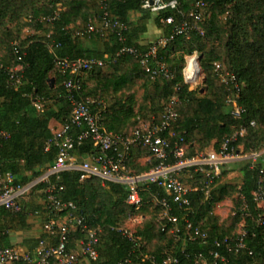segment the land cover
<instances>
[{
  "label": "trees",
  "instance_id": "16d2710c",
  "mask_svg": "<svg viewBox=\"0 0 264 264\" xmlns=\"http://www.w3.org/2000/svg\"><path fill=\"white\" fill-rule=\"evenodd\" d=\"M178 1L182 3L183 14L164 11L155 15L142 8V0H107L110 18L127 25L119 35L110 30L86 32L92 21L102 20L105 12L103 0H0V49L6 50L0 56V128L9 135L0 141L3 171L13 173L17 183L27 184L43 173L58 156L57 146L52 145L46 150L54 132L51 122L57 121L62 126L70 123L72 104L63 86L69 76L60 72L56 57L71 60L98 58L106 62L104 67L79 75L81 90L77 98L101 100L105 107L102 123L112 133L128 134L126 122L135 127L143 114L154 116L153 121L159 124L165 106L172 98L178 97L176 109L180 117L162 136L168 137L173 146L183 139L188 146L187 156L206 152L213 144L214 150H220L222 144L242 128L246 133L237 135L231 146L243 153L262 148L264 132L262 128L252 126L251 122L264 127V0H251L250 4L241 0H204L211 12V17L203 25L205 35L191 32L188 37L177 36L159 49V58L171 70V77L152 78L135 56H117L124 47L147 51L152 44H142L141 39L152 21L163 30L165 37H169L174 25L163 24V18L174 15L176 24L184 18L190 19L194 0ZM54 14L59 15L55 20L42 21L43 17ZM7 18L16 19L19 29L34 26L36 31L44 30V34L35 33L22 39L19 29L5 25ZM240 19L251 23L253 42L239 38L244 29L238 23ZM15 44L19 53L14 50ZM195 53L202 55L199 62L210 94L202 91L198 94L185 83L186 57ZM217 62L234 73L242 86L239 104L246 112L241 119L232 116V108L227 104V86L219 81L215 72ZM19 65L22 66L21 82L17 85L11 75ZM139 84L145 105H140L137 111L135 94H129L127 98L114 96ZM40 100L44 102L43 111L36 106ZM83 130L72 126L74 136ZM140 151L150 155L147 149H133L129 160L133 153ZM94 152L91 139L84 140L73 150L82 159ZM240 164L242 183L215 188L212 196L203 202V193L194 195L188 211L174 205L172 215L179 219L180 227L184 229V218L188 217L208 234L206 243L185 240L184 237L177 240V236L170 232L173 223L160 221V209L144 206L136 210L127 205L128 191L123 185L109 183L103 186L97 178L81 180V171H65L58 178L54 177L52 183L57 188L63 187L58 192L59 198L74 202L78 213L84 215L90 225L103 229L98 259H85L80 264H162L167 254L177 258V264H194L200 255L212 262L214 253L224 258L217 264H264V225L258 223L263 210L257 207L253 198L260 178H264V157L254 168L245 161H239L232 163L231 169H238ZM227 172L228 169L223 175ZM186 182L195 184L190 179ZM47 186L39 184L34 187L22 199V208L17 213L0 209V246L11 247L9 232L26 229L32 216L41 217L43 224L53 217L48 214L45 204ZM152 189L157 188L153 186ZM235 194L239 196L237 205L242 203L246 214L243 227L246 247L239 252L230 251L225 245L219 246L218 242L237 234L242 213L236 214L231 225L220 228L213 212L218 202ZM144 197L147 198L145 194ZM146 211L152 212L151 218ZM129 215L143 217L134 234L136 241L120 229L128 223ZM164 224L167 225L165 231ZM43 237L44 233L29 249L34 250ZM84 237L81 230L73 232L70 250L78 252L79 241ZM150 242H156L152 251L147 249Z\"/></svg>",
  "mask_w": 264,
  "mask_h": 264
},
{
  "label": "built area",
  "instance_id": "2783aa9c",
  "mask_svg": "<svg viewBox=\"0 0 264 264\" xmlns=\"http://www.w3.org/2000/svg\"><path fill=\"white\" fill-rule=\"evenodd\" d=\"M107 0H103L104 15L100 22L92 21L86 32L112 31L122 34L127 25L119 20L110 18L107 11ZM208 4L204 0H194L189 18H184L176 24L174 15L165 17L161 22L165 25H174L169 37H164L152 44L147 51L143 52L134 47L122 48L117 56L130 54L139 59L142 66L152 78L159 76L171 77L172 72L158 55L159 49L166 47L177 36L188 37L191 32L205 35L203 25L211 17L207 9ZM142 8L152 14L159 15L164 11H173L183 14L182 3L178 0H142ZM59 15L43 17V22H51ZM53 48V47H52ZM51 48V49H52ZM14 50L19 53V47L14 45ZM53 51V49H52ZM21 60V58H19ZM150 62H152L150 64ZM56 65L60 72L69 76L63 82L66 96L72 104L70 123L54 130L52 138L46 144V150L52 145L58 147V156L43 173L32 179L27 184L16 182L11 172L3 171L0 164V209L4 208L11 212H19L22 208V199L39 184H47L46 209L53 217L43 224L45 237L40 238L34 250H25L18 247L0 246V264H80L82 260L98 259V246L103 229L100 226L93 227L87 222L84 215L78 213V206L71 201H64L58 197V192L63 187L57 188L52 183L54 177H59L65 171H81V180L97 178L103 186L113 183L123 185L128 191L127 205L140 210L144 206H152L160 209V221L167 220L173 223L170 232L177 236V240L184 237L190 241L201 240L206 243L208 234L201 230L200 225L184 218V229L179 225V219L172 215L174 205L188 211L192 207L193 197L203 193V201L212 196L218 181L222 178L225 169L234 162L245 161L254 168L259 160L264 157V145L258 150L248 153L240 152L231 142L236 140L237 135H244L246 129L242 128L231 139L226 140L220 150H208L194 156H187L188 146L183 139L173 146L168 137L162 136L172 128L180 115L177 111L179 98L174 97L165 106L161 115V122L148 127H139L130 134H115L110 132L102 123L104 104L95 98H77L81 84L79 75L86 71L101 68L106 65L102 59H68L56 57ZM186 69V68H185ZM22 66L13 69L11 79L18 85L21 82L20 72ZM184 73L185 83H193L187 80ZM215 72L219 81L227 86V104L232 108V116L241 119L246 109L239 104L242 86L237 76L229 71L222 63H215ZM39 111H43L44 102L40 100L36 104ZM254 122L251 125L254 126ZM72 126L84 130L77 136L72 134ZM9 135L0 128V141ZM91 139L95 152L80 161L73 153L77 145L84 140ZM143 148L150 152L152 158L151 168L142 173L133 172L128 164L129 155L133 149ZM263 173V172H262ZM187 179L194 180L190 185ZM155 186L157 189L153 190ZM144 194L147 198L144 197ZM254 202L263 210L258 223L264 225V178L261 177L257 189L253 192ZM142 216H128V222H139ZM130 239L135 240V231L126 227L120 228ZM76 230H81L85 237L79 241V251L73 252L69 248L71 235ZM167 225H163V231ZM245 231L238 232L232 238H225L218 245H225L230 251L237 252L246 247ZM139 245V244H138ZM224 261L219 253L213 254V261L208 262L202 255L194 264H217ZM178 260L171 254H167L162 264H177Z\"/></svg>",
  "mask_w": 264,
  "mask_h": 264
},
{
  "label": "rangeland",
  "instance_id": "374dc122",
  "mask_svg": "<svg viewBox=\"0 0 264 264\" xmlns=\"http://www.w3.org/2000/svg\"><path fill=\"white\" fill-rule=\"evenodd\" d=\"M242 3H247V4H250L252 3L251 0H241ZM233 14H231L232 16ZM224 18V17H223ZM222 18V19H223ZM243 18V17H242ZM225 19V18H224ZM240 21L242 22H238L240 24V26L242 25L244 27L243 31L240 32V35H239V38L240 39H244V41H249V43L253 42V34H252V26H251V23H248V22H244L243 19H240ZM5 25L10 27V28H13V29H19V27L17 26V20L16 19H13V18H7L6 21H5ZM20 30V33H21V36H22V39L28 37L29 35H33L35 33H39V34H44V30H39V31H36V29L34 28V26H27V27H24L22 29H19ZM5 51L6 50H3V49H0V56L5 54ZM196 60H197V64H198V69H199V75H198V78L193 82V83H189L188 85L190 86V88L192 90H195L197 92H199L198 94L201 93V91L203 90L204 92L206 93H209L210 94V91H208L206 85L204 84V80H205V75H204V72L200 66V62H199V56H198V53H195L193 55ZM188 57H186V65H187V61H188ZM186 68V66H185ZM184 68V70H185ZM184 73V72H183ZM142 84V82H141ZM141 84L140 87H138L139 89L136 90V95H137V101H136V108L138 109L140 105H143L144 107V102H143V89L141 87ZM138 85V86H139ZM243 86L246 87V82H244ZM145 114H148V112H146ZM154 116H147V115H140V123L143 124V125H147V126H151L153 125V123H155L154 121ZM139 123V125H141ZM254 127L256 129L258 128H262V131L264 132V127H260L257 122L254 121ZM230 166V165H229ZM228 168L225 169V171L227 170ZM239 172L240 170L238 169H229L227 174L224 175L217 183L216 185V188H219L223 185H236V184H240L241 183V178L239 176ZM238 194H235L233 196H230V197H227L225 200L221 201V202H218L215 206H214V214L215 216L217 217V220H218V225L220 228H224V227H227L229 225H231L234 221V218L236 216V214H238L239 212L242 213V219L241 221L238 223L237 225V233L242 231L243 227H244V220H245V217H246V214H245V208L243 206V204L241 203L240 205H237L236 201L238 200ZM146 215L151 218L152 216V212L150 211H146L145 212ZM138 223L139 222H128L125 224V227L128 228V229H132L133 231H136L138 228ZM155 245H156V242H150L148 243L147 245V249L148 251H152L154 248H155Z\"/></svg>",
  "mask_w": 264,
  "mask_h": 264
},
{
  "label": "crops",
  "instance_id": "0c3cea01",
  "mask_svg": "<svg viewBox=\"0 0 264 264\" xmlns=\"http://www.w3.org/2000/svg\"><path fill=\"white\" fill-rule=\"evenodd\" d=\"M140 14H138L137 17H139ZM164 32L162 29L158 28L157 25L155 24L154 21H152L149 25H148V31L147 33L142 37L141 39V43L142 44H154L157 41H159L160 39L164 38ZM140 86H133L130 87V89L128 88L127 90H125L124 92H119L117 94H115V97L118 98H127L129 96V94H135L136 95V90H138ZM137 97V95H136ZM137 99V98H136ZM138 109L136 108V111ZM125 114V113H124ZM124 114H122L124 117ZM128 121V120H127ZM141 124V123H140ZM157 123H153V125H155ZM61 124L57 121H52L51 122V129L54 131L56 129L61 128ZM105 126V125H104ZM152 126V125H151ZM106 127V126H105ZM139 127H148L147 125H136L135 127H132L131 123L126 122L125 124V129L129 131L128 134L132 133L133 130L139 128ZM214 149V144L211 145L209 147V150H213ZM78 159L80 161L85 160V158H79ZM244 163V162H243ZM129 167L132 171H140V172H144V171H148L147 169L151 168L152 166V158L151 156L144 152V151H140L139 153H133V155H131L130 160L128 162ZM241 164L238 167V170L241 169ZM228 170L231 169V165L227 167ZM225 175V174H224ZM223 175V176H224ZM222 176V177H223ZM239 176L241 178V183L243 181V172L240 170L239 172ZM10 240L12 243V246L14 247H18L21 249H25V250H29V247L34 243L35 240H37L39 237H41L43 235V222H42V218L41 217H37V216H32L29 219L28 222V227L24 230H11L10 232Z\"/></svg>",
  "mask_w": 264,
  "mask_h": 264
},
{
  "label": "bare ground",
  "instance_id": "6f19581e",
  "mask_svg": "<svg viewBox=\"0 0 264 264\" xmlns=\"http://www.w3.org/2000/svg\"><path fill=\"white\" fill-rule=\"evenodd\" d=\"M185 75L188 81L194 82L199 75V69L197 60L194 56L188 57L186 69H185Z\"/></svg>",
  "mask_w": 264,
  "mask_h": 264
},
{
  "label": "water",
  "instance_id": "95a60500",
  "mask_svg": "<svg viewBox=\"0 0 264 264\" xmlns=\"http://www.w3.org/2000/svg\"><path fill=\"white\" fill-rule=\"evenodd\" d=\"M198 56H199V58L202 56L201 54H198ZM52 82H53V80H51ZM204 91L202 90V93H203Z\"/></svg>",
  "mask_w": 264,
  "mask_h": 264
}]
</instances>
